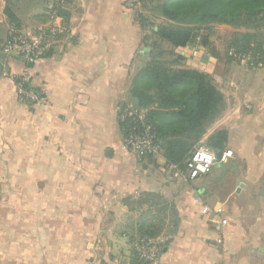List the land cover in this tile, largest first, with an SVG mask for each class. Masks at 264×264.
Segmentation results:
<instances>
[{
  "label": "crops",
  "instance_id": "crops-1",
  "mask_svg": "<svg viewBox=\"0 0 264 264\" xmlns=\"http://www.w3.org/2000/svg\"><path fill=\"white\" fill-rule=\"evenodd\" d=\"M52 1L0 0V264H264V65L177 49V66L211 75L224 97L200 144L216 129L228 133L211 170L187 180L163 153L138 161L124 146L120 107L148 59L129 0H71L66 36L51 51L32 62L4 52L12 32L51 23ZM24 75L33 103L17 97ZM143 192L172 201L174 229L166 218L156 237L137 236ZM142 242L156 258L134 250Z\"/></svg>",
  "mask_w": 264,
  "mask_h": 264
},
{
  "label": "trees",
  "instance_id": "trees-1",
  "mask_svg": "<svg viewBox=\"0 0 264 264\" xmlns=\"http://www.w3.org/2000/svg\"><path fill=\"white\" fill-rule=\"evenodd\" d=\"M65 1L68 3L71 0ZM144 1L138 0L142 6H145ZM154 2L156 15L164 22L154 30L149 16L139 7V23L146 31L142 51L148 55V59L138 65L128 90L130 105L123 104L119 113L127 107L142 111L145 124L162 147L166 163L180 167L184 166L193 149L200 144L208 125L222 113L225 103L211 75L197 69L177 67L183 59L177 49L197 45L218 59L228 56L232 49L240 56L249 55L255 65H264V0ZM5 13L14 19L9 8L5 9ZM59 14L67 20L68 12L62 9ZM239 22L246 26V31L226 32V50L221 56L216 48L217 37L212 36L215 32L212 24ZM161 43H166L169 49ZM169 55L175 56V60H171ZM120 124L124 136L134 126L129 117L120 121ZM227 136L225 129H216L204 145L214 153H221ZM136 202L139 206H146L139 212L135 223L139 238L156 237L163 229L165 218H170L172 229L177 226L178 212L175 205L159 193H140Z\"/></svg>",
  "mask_w": 264,
  "mask_h": 264
},
{
  "label": "built area",
  "instance_id": "built-area-1",
  "mask_svg": "<svg viewBox=\"0 0 264 264\" xmlns=\"http://www.w3.org/2000/svg\"><path fill=\"white\" fill-rule=\"evenodd\" d=\"M54 1V0H53ZM138 0H129L130 6L138 5ZM66 8L65 0H55L49 9L50 24L46 27H40L35 34L22 35L17 32L11 33V39L8 40L4 47V52H17L20 53L27 61L32 62L36 58L45 55L52 50L54 44L58 43L63 36H66L67 29L65 26L64 18L59 14L60 10ZM246 58V61L254 65L253 59L249 55L240 56ZM16 87L17 97L22 102L33 103L38 99L35 89L28 85V80L24 76H18L14 80ZM131 118L134 126L124 136V146L132 153L138 161H144L149 157H158L162 153L160 143L155 140L151 133L150 127L144 122L143 112L140 110L127 107L124 111L119 113L118 118L120 121L125 118ZM222 153H220L221 155ZM220 159V157H219ZM215 153L207 146L199 144L186 159L184 168L186 173L184 178L194 180L207 174L212 166L215 164ZM173 169L176 166L171 165ZM203 213H212L216 217L219 212L204 205L202 208ZM226 219L220 220L221 224H226ZM134 250H136L141 257L153 260L156 258V248L150 242H142L139 244L134 243Z\"/></svg>",
  "mask_w": 264,
  "mask_h": 264
},
{
  "label": "rangeland",
  "instance_id": "rangeland-1",
  "mask_svg": "<svg viewBox=\"0 0 264 264\" xmlns=\"http://www.w3.org/2000/svg\"><path fill=\"white\" fill-rule=\"evenodd\" d=\"M150 1L149 0L144 1V2H146L145 3V6H142L141 2L140 3H137L138 5H136V7L138 9L140 7V10H144V12L149 16L150 25L153 26V29L154 30H156L158 24H163L164 20L161 19V18H159L156 15L157 14V9L155 8V2H154V0H150ZM51 4H55V0L52 1ZM242 22L244 24H246L244 21H242ZM243 23L239 22L237 24H228V23H214V24H212V27L215 29V32L212 34V36L213 37H217L215 43H216V48L218 50L217 51L218 54L220 53L221 56H222V54L225 53L226 45H227V40H228V38L226 37V32H230V31H246V26H244ZM161 45L164 46V48H166L167 50L169 49V47H168V45H166V43H161ZM229 55L231 56L230 58L228 57ZM169 56H170V59L171 60H175V58H176L173 55H169ZM228 56H224L223 59L224 60H228L231 63L237 64L238 67H239V65H241V66H244L245 65L246 66V58H244V59L243 58H240V55L239 54H236L232 49H230V52H229ZM165 59L167 60L168 57L166 56ZM165 59H164V61H165ZM165 62H167V61H165ZM234 75H235V78H238V76H239L238 75V72H236ZM175 169H177L178 173L182 177H184V174L186 173V170H185L184 166H180V167H177L176 166ZM235 177H236V169L232 168L230 170V172H229V177L228 178L230 180V179H233ZM228 187H229V185H228ZM169 201H170V203H172L171 200H169ZM167 213H169V211H167ZM167 221L169 222L170 221V218ZM167 231L169 232L170 230L168 229Z\"/></svg>",
  "mask_w": 264,
  "mask_h": 264
},
{
  "label": "water",
  "instance_id": "water-1",
  "mask_svg": "<svg viewBox=\"0 0 264 264\" xmlns=\"http://www.w3.org/2000/svg\"><path fill=\"white\" fill-rule=\"evenodd\" d=\"M219 157H220V152H216L215 153V158H216V160H219ZM264 193V188H263V190H262V194Z\"/></svg>",
  "mask_w": 264,
  "mask_h": 264
}]
</instances>
